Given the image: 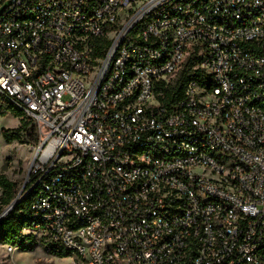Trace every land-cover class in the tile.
<instances>
[{
    "label": "built area",
    "instance_id": "2783aa9c",
    "mask_svg": "<svg viewBox=\"0 0 264 264\" xmlns=\"http://www.w3.org/2000/svg\"><path fill=\"white\" fill-rule=\"evenodd\" d=\"M1 6L0 95L36 134L28 233L70 264H264V0Z\"/></svg>",
    "mask_w": 264,
    "mask_h": 264
},
{
    "label": "trees",
    "instance_id": "16d2710c",
    "mask_svg": "<svg viewBox=\"0 0 264 264\" xmlns=\"http://www.w3.org/2000/svg\"><path fill=\"white\" fill-rule=\"evenodd\" d=\"M197 61L196 54L187 59L176 84H169L167 87L165 83L160 84V88L165 92L164 102L172 103L180 98L187 80L200 78L199 72L193 69ZM175 94L178 95L177 98ZM7 116H12L20 121V125L15 131L3 129L2 135L7 142L22 141L24 136L28 138V143L36 141V134L31 126V120L0 95V118ZM17 187L16 182L0 175V206L7 208L13 201H18L15 207L0 220V244H9L23 251H31L34 245L33 235L28 234L27 230L32 227L31 206L34 200V192H30L17 200ZM48 251L49 253H56L59 257L66 256L62 251L55 252L51 249H48Z\"/></svg>",
    "mask_w": 264,
    "mask_h": 264
},
{
    "label": "rangeland",
    "instance_id": "374dc122",
    "mask_svg": "<svg viewBox=\"0 0 264 264\" xmlns=\"http://www.w3.org/2000/svg\"><path fill=\"white\" fill-rule=\"evenodd\" d=\"M2 6L0 7V12ZM20 125V121L12 116L0 118V175L8 177L17 183V195L25 190L26 178L32 158V147L28 143V138L24 136L22 141L7 142L2 133L3 129L15 131ZM1 195V191H0ZM6 208L0 206V214ZM33 235V249L31 251L17 252L9 255L3 244H0V264H22V263H47V259L58 260L59 264H70V259L55 257L54 253H49L43 238L39 233H28ZM18 256V257H17Z\"/></svg>",
    "mask_w": 264,
    "mask_h": 264
},
{
    "label": "water",
    "instance_id": "95a60500",
    "mask_svg": "<svg viewBox=\"0 0 264 264\" xmlns=\"http://www.w3.org/2000/svg\"><path fill=\"white\" fill-rule=\"evenodd\" d=\"M20 195V193L18 194V196ZM18 203V201H13L7 208H6V210L4 211V212H2L1 214H0V220L2 219V217L4 216V214H6V213H8V212H10L14 207H15V205Z\"/></svg>",
    "mask_w": 264,
    "mask_h": 264
},
{
    "label": "crops",
    "instance_id": "0c3cea01",
    "mask_svg": "<svg viewBox=\"0 0 264 264\" xmlns=\"http://www.w3.org/2000/svg\"><path fill=\"white\" fill-rule=\"evenodd\" d=\"M17 253V252H16ZM18 257V256H17ZM50 259H52V258H50ZM48 260V259H47ZM57 264H58V262H56Z\"/></svg>",
    "mask_w": 264,
    "mask_h": 264
}]
</instances>
